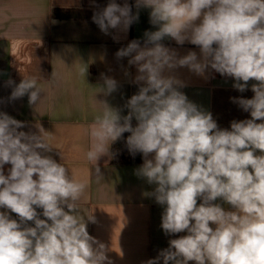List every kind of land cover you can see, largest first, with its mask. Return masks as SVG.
<instances>
[{"label":"clouds","instance_id":"1","mask_svg":"<svg viewBox=\"0 0 264 264\" xmlns=\"http://www.w3.org/2000/svg\"><path fill=\"white\" fill-rule=\"evenodd\" d=\"M90 5L96 9L92 21L105 35L127 33L142 8L150 10L149 22L157 29L145 31L143 43L133 39L115 53L135 66L131 83L138 91L123 106L127 115L106 99L97 101L100 113L84 154L93 165L104 156L115 158L112 145L130 133L127 150L143 156L136 175L155 185L145 195L163 207L164 234L187 232L145 264H264V0H135V14L128 0H109L104 7L90 0ZM60 6L80 4L60 0ZM166 38L195 45L199 54L189 50L181 56L162 43ZM92 62L81 61L80 77L86 79ZM180 68L204 78L209 72L231 77L241 93L255 81L251 99L232 98L251 118L221 129L211 112L181 90L186 84L176 74ZM101 79L98 93L107 97L118 90L115 78L102 73ZM41 81L35 73L25 74L19 84L9 79L8 99L27 95L29 105H36ZM24 127L0 111V264H112L106 246L87 231L94 217L86 221L78 208L89 178L69 174L48 155L51 137L38 123V133L19 130ZM6 164L11 165L7 174ZM95 174L103 178L98 165Z\"/></svg>","mask_w":264,"mask_h":264},{"label":"crops","instance_id":"2","mask_svg":"<svg viewBox=\"0 0 264 264\" xmlns=\"http://www.w3.org/2000/svg\"><path fill=\"white\" fill-rule=\"evenodd\" d=\"M108 2L96 0L100 7ZM116 2L123 4L124 0ZM128 3L133 5L135 14V0ZM79 4L78 8H62L60 0H0V111L24 122L26 127L20 131L38 133L35 127L38 123L51 137L54 148L48 155L64 163L69 174L73 170L78 178H89V188L78 208L86 221L87 216L94 217L95 222H87V231L106 246V255L112 264H145L168 248L170 239L187 235V232L164 234L160 227L163 207L145 195L153 191L155 185H149L146 179L136 175L143 163L114 166L112 158L101 157L97 165L103 178L97 180V165L87 161L84 154L91 146L88 131L100 113L97 101L106 99L112 106L122 108V115H127L128 110L123 106L138 91V86L131 83L136 75L135 66L128 65L127 57L117 60L115 53L133 39L143 43L145 31L157 29L149 22L150 10L142 8L139 20L127 33L110 30V34L105 35L92 21L96 9L90 5V0H79ZM53 20L57 23L53 24ZM162 43L176 49L181 56L189 50L199 54V48L187 42L181 46L166 38ZM90 59L94 62L90 63L85 79L79 76L78 69L81 61L87 63ZM125 71L130 75L125 76ZM32 73L43 78L38 84L42 89L41 100L32 106L27 95L9 100L12 86H7L6 82L11 79L19 84L25 74ZM102 73L119 83L118 90L107 97L98 93V85L103 83ZM176 74L186 84L181 90L189 100L211 112L221 129L230 130L233 120L251 118L232 98L251 99L254 96L251 85L255 81L250 80L248 89L241 93L233 87V78L219 73L209 72L204 78L180 68ZM132 123L136 125L135 119ZM10 167L4 166L5 174ZM217 202L226 210H233L231 205L219 199ZM37 211L42 212V209ZM10 215L18 219L15 213L10 212ZM40 218L44 219L42 215ZM28 225L34 226V223L29 221ZM189 264L195 262L189 261Z\"/></svg>","mask_w":264,"mask_h":264},{"label":"trees","instance_id":"3","mask_svg":"<svg viewBox=\"0 0 264 264\" xmlns=\"http://www.w3.org/2000/svg\"><path fill=\"white\" fill-rule=\"evenodd\" d=\"M130 133H124L123 139L118 140L112 145V151L117 153L115 158H112V164L114 166H134L143 163V156L141 153H137L135 157L129 154L126 147V139Z\"/></svg>","mask_w":264,"mask_h":264}]
</instances>
